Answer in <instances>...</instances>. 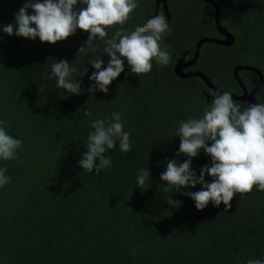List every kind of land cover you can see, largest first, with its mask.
Segmentation results:
<instances>
[{"label":"trees","instance_id":"1","mask_svg":"<svg viewBox=\"0 0 264 264\" xmlns=\"http://www.w3.org/2000/svg\"><path fill=\"white\" fill-rule=\"evenodd\" d=\"M216 1V0H214ZM35 2V0H31ZM26 0H0V120L7 133L20 139L17 160L0 159L10 182L0 186V264H248L264 260V192L237 193L230 209L211 202L197 210L181 193L195 188L164 192L160 179L167 162L188 159L179 152L181 121L203 117L213 98L199 78L179 79L176 62L193 57L202 38H218L214 8L203 0H169L170 32L162 38L170 61H152L150 73L124 71L108 86V93H89L96 70L88 64L99 57L107 67L104 41L97 38L95 52L78 54L89 33L79 29L56 44L9 36L2 31L15 24ZM138 7L123 25L125 32L143 26L155 12V0H137ZM86 7L78 0L74 10ZM162 10V9H161ZM164 15L163 10L160 11ZM28 14H34L31 9ZM121 26L107 29L111 38ZM222 27L235 44L223 47L206 43L193 70L207 75L218 88L236 93L234 79L239 65L254 66L264 75V0H226ZM15 31V29H14ZM51 58V59H50ZM67 60L77 69L74 78L81 95L57 87L51 75L54 61ZM87 67V74L78 73ZM250 88L249 81L243 79ZM41 90V92H40ZM118 97V98H117ZM117 98V99H116ZM264 104V87L258 95ZM241 111L248 106L237 102ZM85 110L92 117L84 116ZM122 117L130 133L131 150L123 153L116 140L106 150L112 163L99 174L84 171L79 160L87 152L86 141L93 119ZM210 146V144H209ZM184 155V156H183ZM99 161H96L98 164ZM211 158L200 151L192 158L197 177L211 167ZM141 168L150 172L142 188L137 185ZM206 182L207 178L205 176ZM237 197V199H235ZM180 202L170 207L167 200Z\"/></svg>","mask_w":264,"mask_h":264},{"label":"clouds","instance_id":"2","mask_svg":"<svg viewBox=\"0 0 264 264\" xmlns=\"http://www.w3.org/2000/svg\"><path fill=\"white\" fill-rule=\"evenodd\" d=\"M77 3L78 0H35L34 3L26 0L15 16V24H7L2 31L9 36L31 40L39 38L42 43L54 45L79 29L89 36L78 54L95 52L97 38L102 39L105 44L103 51L110 59L106 68L102 67L104 62L99 57L88 61L96 70L89 77L94 82L93 87L87 89L89 93L98 89L107 94L108 86L124 71L125 60L131 73L137 76L150 73L153 60L159 65L169 63L167 47L161 48L163 36L171 30L163 14L152 17L143 26L138 25L134 31L125 32L123 25L138 7L137 0H82L86 7L74 10ZM29 9L34 14L29 15ZM115 25L121 27L111 38L105 39L108 37L107 29ZM53 61L51 75L46 74L45 78H55L58 88L69 94L81 95V84L74 78L77 69L71 67L67 60ZM86 74L87 67L78 73L79 77ZM84 116L91 118V111L85 110ZM121 120L119 113H113L110 122L93 119L91 127L94 131L88 134L87 152L79 160L84 171L93 172L95 169L99 174L102 169L110 167L112 161L104 153L114 149L117 139L121 152L131 150L130 133L123 130ZM6 126L7 122L0 120V159H15L23 163L16 155L22 141L10 136ZM177 136L180 137L177 155L184 154L188 159L183 163L176 160L167 162L166 171L160 176L167 185H161L164 192L201 185L200 191L181 193L191 198L197 210L201 211L209 202L215 207L223 204L225 209H230L237 193H250L254 186L264 192V104H251L241 111L230 93H215L202 118L180 122ZM201 150L211 158L212 164L211 167L205 165L197 177L191 163ZM6 171V168H0V186L10 182ZM150 175L148 169H140L137 176L139 188L145 185ZM206 175L212 178L211 183L206 182ZM167 204L170 207L181 206L171 198ZM248 264H264V260L250 259Z\"/></svg>","mask_w":264,"mask_h":264},{"label":"water","instance_id":"3","mask_svg":"<svg viewBox=\"0 0 264 264\" xmlns=\"http://www.w3.org/2000/svg\"><path fill=\"white\" fill-rule=\"evenodd\" d=\"M204 2L210 4L215 11L214 21L217 31L220 33V35L223 37L222 39L218 38H202L198 41L196 47H195V54L193 59H188L187 54H184L177 62L174 67V74L179 79H191V78H199L201 79L210 92L213 94L215 93H230L232 96L233 101L241 102V103H248L251 104H259L256 99V94L259 93L261 88L264 85V75L262 71H260L258 68L254 66H238L234 70V79L237 81L238 85L240 86V89L243 91L242 95H236L228 90L221 89L216 87L210 80V78L205 75L202 72L199 71H193V72H186L187 69L193 67L197 62L199 61L201 49L204 46V44H215L223 47H232L235 44V38L234 35L230 32H228L226 29L222 27V6L225 3L226 0H203ZM169 0H155V12L154 16L159 15L161 9L164 12V16L166 18V22L170 26L171 23V15L169 13V6H168ZM151 17V18H152ZM150 18V19H151ZM246 71L253 74H256L259 82L257 87L251 92H248V89L243 81V79L239 76L240 71ZM207 100H210V96H207Z\"/></svg>","mask_w":264,"mask_h":264},{"label":"flooded vegetation","instance_id":"4","mask_svg":"<svg viewBox=\"0 0 264 264\" xmlns=\"http://www.w3.org/2000/svg\"><path fill=\"white\" fill-rule=\"evenodd\" d=\"M162 11V10H161ZM161 14V13H160ZM202 50V49H201ZM195 54V53H194ZM193 57H194V55H193ZM193 57H188V55H187V58L188 59H193ZM198 63V62H197ZM196 65V64H195ZM194 65V66H195ZM193 66V67H194ZM239 66H247V65H239ZM250 66V65H249ZM193 67H191V68H189V69H187L186 70V72L188 73V72H193V71H197V70H193ZM238 67V66H237ZM257 68V67H256ZM260 70V69H259ZM261 71V70H260ZM200 72V71H199ZM242 73H246V71H240L239 72V76L242 78ZM247 73H249V74H251L253 77H254V84H250V82H249V84H250V88H248L247 86V89H248V92L249 93H251L256 87H257V85H258V82H259V79H258V77H257V75L256 74H253V73H250V72H247ZM242 79H244V78H242ZM185 80V79H184ZM244 81V80H243ZM246 85V84H245ZM239 86V85H238ZM263 87H264V85H263ZM263 87L261 88V90H263ZM239 88H240V86H239ZM261 90L259 91V93L261 92ZM231 92V91H230ZM233 93V92H232ZM259 93H257L256 94V99H257V101H258V103L260 104V102H259V99H258V95H259ZM234 94H236V95H242L243 94V91L240 89L239 91H237L236 93H234ZM207 96H210V98H213V95L214 94H206ZM207 99V98H206ZM210 101V100H209ZM247 106H249V104L248 103H245Z\"/></svg>","mask_w":264,"mask_h":264},{"label":"rangeland","instance_id":"5","mask_svg":"<svg viewBox=\"0 0 264 264\" xmlns=\"http://www.w3.org/2000/svg\"><path fill=\"white\" fill-rule=\"evenodd\" d=\"M242 78L248 80L250 82V84H254V77L251 74H249L247 72L246 73H242ZM206 178H207V181H209L210 183L212 182V178L211 177L206 175ZM235 199H237V197H235Z\"/></svg>","mask_w":264,"mask_h":264}]
</instances>
